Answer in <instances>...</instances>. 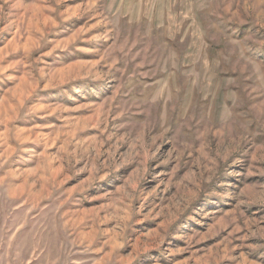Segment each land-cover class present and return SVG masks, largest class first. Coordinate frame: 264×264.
<instances>
[{
    "label": "rangeland",
    "instance_id": "1",
    "mask_svg": "<svg viewBox=\"0 0 264 264\" xmlns=\"http://www.w3.org/2000/svg\"><path fill=\"white\" fill-rule=\"evenodd\" d=\"M0 264H264V0H0Z\"/></svg>",
    "mask_w": 264,
    "mask_h": 264
}]
</instances>
